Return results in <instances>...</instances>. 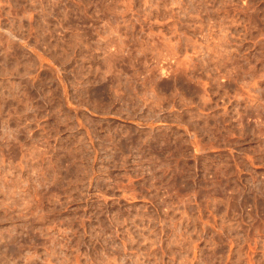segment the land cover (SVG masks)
Masks as SVG:
<instances>
[{"label":"rangeland","instance_id":"374dc122","mask_svg":"<svg viewBox=\"0 0 264 264\" xmlns=\"http://www.w3.org/2000/svg\"><path fill=\"white\" fill-rule=\"evenodd\" d=\"M0 264H264V0H0Z\"/></svg>","mask_w":264,"mask_h":264}]
</instances>
